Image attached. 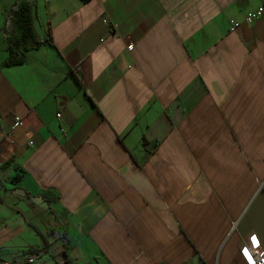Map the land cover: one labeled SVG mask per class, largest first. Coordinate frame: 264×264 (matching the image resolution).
<instances>
[{
	"label": "crops",
	"instance_id": "1",
	"mask_svg": "<svg viewBox=\"0 0 264 264\" xmlns=\"http://www.w3.org/2000/svg\"><path fill=\"white\" fill-rule=\"evenodd\" d=\"M19 1L0 0V258L264 251V0H28L44 44L5 67Z\"/></svg>",
	"mask_w": 264,
	"mask_h": 264
},
{
	"label": "trees",
	"instance_id": "2",
	"mask_svg": "<svg viewBox=\"0 0 264 264\" xmlns=\"http://www.w3.org/2000/svg\"><path fill=\"white\" fill-rule=\"evenodd\" d=\"M11 18L15 24L16 32L9 42L16 44L15 50L9 46V55L3 65L5 67L21 65L25 62L27 52L44 44L34 29V7L31 1H19L11 11ZM79 81V80H78ZM64 264H72L67 258Z\"/></svg>",
	"mask_w": 264,
	"mask_h": 264
},
{
	"label": "built area",
	"instance_id": "3",
	"mask_svg": "<svg viewBox=\"0 0 264 264\" xmlns=\"http://www.w3.org/2000/svg\"><path fill=\"white\" fill-rule=\"evenodd\" d=\"M264 15V5H261L252 13H249L245 17V23L252 24L257 21L260 17ZM107 21V18H104ZM231 31L236 30L240 25L241 22L231 20ZM133 44L128 45V49L132 50ZM60 116V115H58ZM16 126H23V121L19 118L16 119ZM247 261L249 264H264V251L260 247H251L248 248L247 252ZM36 263V256H28L23 261L15 262V261H8L3 260L0 258V264H35Z\"/></svg>",
	"mask_w": 264,
	"mask_h": 264
},
{
	"label": "rangeland",
	"instance_id": "4",
	"mask_svg": "<svg viewBox=\"0 0 264 264\" xmlns=\"http://www.w3.org/2000/svg\"><path fill=\"white\" fill-rule=\"evenodd\" d=\"M12 43H13V42H11V43L9 42V45H10V46L12 45L13 50H15V48H16V44L13 45ZM15 51H16V50H15Z\"/></svg>",
	"mask_w": 264,
	"mask_h": 264
},
{
	"label": "snow or ice",
	"instance_id": "5",
	"mask_svg": "<svg viewBox=\"0 0 264 264\" xmlns=\"http://www.w3.org/2000/svg\"><path fill=\"white\" fill-rule=\"evenodd\" d=\"M253 239H255V238L253 237Z\"/></svg>",
	"mask_w": 264,
	"mask_h": 264
}]
</instances>
